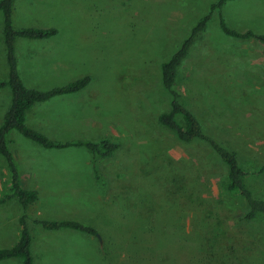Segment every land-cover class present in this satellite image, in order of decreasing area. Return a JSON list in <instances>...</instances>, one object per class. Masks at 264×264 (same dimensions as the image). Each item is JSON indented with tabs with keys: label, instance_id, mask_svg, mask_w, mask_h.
<instances>
[{
	"label": "rangeland",
	"instance_id": "obj_1",
	"mask_svg": "<svg viewBox=\"0 0 264 264\" xmlns=\"http://www.w3.org/2000/svg\"><path fill=\"white\" fill-rule=\"evenodd\" d=\"M214 1L14 0L15 28L57 31L48 39L16 37L26 44L16 52L25 85L50 89L90 78L75 94L35 106L28 122L52 139L107 137L119 144L113 155L92 162L83 147L49 150L14 130L8 134L21 185L38 192L27 211L35 264H178L176 246L199 250L214 226L221 231L213 241L220 257L214 264H264V217L236 223L245 206L223 193V164L205 144L180 143L157 121L168 101L160 63ZM220 14L232 28L264 34V0L228 1L213 11L181 64L178 88L207 131L235 149L246 167L261 168L264 45L224 36ZM3 27L0 11V79L7 73ZM10 98V89L0 88V121ZM246 182L254 196L264 195V171ZM7 185L0 159V195ZM21 212L16 199L0 204V248L16 240ZM35 218L77 219L98 229L104 241L100 238L101 246L69 230L45 231ZM147 247L158 249L159 256L170 250L162 262L133 258ZM0 264L22 263L12 258Z\"/></svg>",
	"mask_w": 264,
	"mask_h": 264
},
{
	"label": "trees",
	"instance_id": "obj_2",
	"mask_svg": "<svg viewBox=\"0 0 264 264\" xmlns=\"http://www.w3.org/2000/svg\"><path fill=\"white\" fill-rule=\"evenodd\" d=\"M13 1L0 0V11L3 14V43L7 67L6 77L0 79V88L8 87L11 93L9 107L0 121V159H2L8 174V191L0 195V204L8 202L10 199H16L17 203L21 206L22 212L17 217L19 228L17 238L12 245L0 248V261L17 258L20 259L22 264H35L31 253L32 235L28 224L27 211L37 201L38 192L35 189L24 188L21 185L19 166L10 149L11 138L8 137V134L14 130L29 142L49 150L83 147L89 152L92 162L96 158H107L113 155L119 148V144L107 137L98 140L85 138L52 139L28 124L27 116L35 106L46 104L58 96L75 94L88 84L90 78L84 76L50 89L26 86L18 69V59L15 52L16 37L39 40L54 36L57 31L55 28H15L12 21ZM228 1L231 0H215L212 2L209 5L208 11L191 26L188 35L177 46V49L160 63V84L168 101L167 109L158 114L157 121L162 128L171 132L180 143H203L219 159L225 168L223 193L226 194L229 200L234 202L241 201L245 206V210L236 220V223H241L254 220L258 216L264 217V195L262 197L254 196L246 182L247 177L252 174L263 172L264 166L251 169L246 167L235 149L227 146L207 131L199 117L188 107L183 99L184 93L178 88V74L181 64L189 54L196 40L206 30L213 11L221 10ZM219 29L228 38L246 41L255 39L264 45V34L256 33L251 29L240 31L232 28L226 24L222 14L219 15ZM92 170L95 181H100V175L96 167L92 166ZM197 171L200 173L198 167ZM33 221L35 225L45 231L69 230L95 238L98 241V245H101V239L103 240V235L98 229L77 219L35 218ZM234 225L236 224L233 222L232 226ZM208 234L209 236L206 239H202L201 246L197 251L188 252L184 251L185 245L176 246L177 251H180L177 254L178 264L217 263L220 257L213 248V241L221 236V231L214 226L209 229ZM127 240V234H124L121 242L125 243ZM259 240L263 241L261 236H259ZM180 241L183 242L184 240L180 239ZM147 249L146 254L144 252H135L133 258L139 260V262L146 258L148 260L156 258L162 262L164 252L169 253L170 250V248L162 250V254L159 256L158 249L150 247H147ZM100 252L101 254H105L104 248L100 247ZM130 255H127L128 260H125L126 262L129 261ZM143 255L146 258L143 259ZM117 257H120L119 253ZM166 260H168V257H166Z\"/></svg>",
	"mask_w": 264,
	"mask_h": 264
},
{
	"label": "crops",
	"instance_id": "obj_3",
	"mask_svg": "<svg viewBox=\"0 0 264 264\" xmlns=\"http://www.w3.org/2000/svg\"><path fill=\"white\" fill-rule=\"evenodd\" d=\"M13 3H14V1H13ZM48 38H50V37H48ZM48 38H44V39H48ZM17 39H19V38H17ZM17 39H15V52H17V49H20V47H22V46H19L20 44H21V40H17ZM39 40H41V39H39ZM21 45H26V44H21ZM20 72V71H19ZM21 74V73H20ZM69 95H73V94H67V95H62V96H58V97H60V98H58V97H56V98H53L52 100H50L48 103H52L53 101H54V99H65V97H68ZM48 103H46V104H48ZM45 104V105H46ZM41 105H44V104H41ZM31 113V112H30ZM28 117H29V115L27 116V122H28ZM76 120L75 119H72V120H70V122H75ZM28 124L29 125H31V126H33V127H35V128H37L36 126H34V125H32V124H30L29 122H28ZM38 129V128H37ZM39 130V129H38ZM41 131V130H40ZM14 242V241H13ZM12 245V244H11ZM10 246V245H9ZM6 247H8V246H6ZM4 248V247H3Z\"/></svg>",
	"mask_w": 264,
	"mask_h": 264
}]
</instances>
